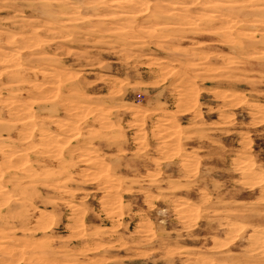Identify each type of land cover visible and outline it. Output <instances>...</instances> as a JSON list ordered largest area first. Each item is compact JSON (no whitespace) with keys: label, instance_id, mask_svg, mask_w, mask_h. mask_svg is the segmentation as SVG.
<instances>
[{"label":"rangeland","instance_id":"rangeland-1","mask_svg":"<svg viewBox=\"0 0 264 264\" xmlns=\"http://www.w3.org/2000/svg\"><path fill=\"white\" fill-rule=\"evenodd\" d=\"M122 1L0 0V264H264V0Z\"/></svg>","mask_w":264,"mask_h":264},{"label":"bare ground","instance_id":"bare-ground-1","mask_svg":"<svg viewBox=\"0 0 264 264\" xmlns=\"http://www.w3.org/2000/svg\"><path fill=\"white\" fill-rule=\"evenodd\" d=\"M120 1V0H119ZM124 1H126V0H124ZM129 2H130V0H128ZM128 1H126V3H128ZM132 1H134V0H132ZM140 1V0H139ZM121 2H123L122 0H121ZM125 3V2H124ZM150 3V2H149ZM132 4V3H131ZM123 5V4H122ZM130 5V4H129ZM136 5V4H135ZM141 5V4H140ZM145 5V4H144ZM127 6V5H126ZM130 6H133V5H130ZM137 6H138V4H137ZM149 7V6H148ZM132 8V7H131ZM78 9V8H77ZM138 10V9H137ZM143 10H145V9H143ZM135 11V10H134ZM142 11V10H141ZM146 11V10H145ZM144 11V12H145ZM132 12V11H131ZM134 13V12H133ZM72 14V13H71ZM217 15V14H216ZM125 17H126V15H124ZM84 17V16H83ZM238 22H239V20H238ZM246 32V31H245ZM256 52V51H255ZM9 55V54H8ZM70 125V124H69ZM25 126V125H24ZM52 154V153H51ZM87 171H89V170H87ZM86 171V172H87ZM90 172V171H89ZM101 182V181H100ZM102 188V187H101ZM109 196V195H108ZM114 196V195H113ZM12 250V249H11ZM10 260V259H9Z\"/></svg>","mask_w":264,"mask_h":264}]
</instances>
